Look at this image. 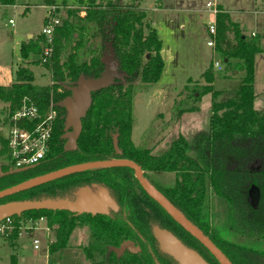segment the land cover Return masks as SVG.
Here are the masks:
<instances>
[{"label": "trees", "instance_id": "1", "mask_svg": "<svg viewBox=\"0 0 264 264\" xmlns=\"http://www.w3.org/2000/svg\"><path fill=\"white\" fill-rule=\"evenodd\" d=\"M75 1L79 6L84 4V8L72 10L71 19L63 20L54 28L50 42L42 32L21 42L19 53L25 64L17 67L15 79L9 86L0 85V100L8 103L7 121L24 98L37 107L39 120L51 110L55 112L48 149L44 158L32 167L9 172L12 162L7 132L0 136V190L68 165L110 158L132 160L144 171H171L175 173L174 183L158 186L159 193L223 248L235 263L244 264L248 252L243 250L257 247L249 242H235L229 235L264 240V109L253 107L254 55L260 51L258 39L253 38L255 35L243 34L242 29L229 20L228 12L220 5L216 6L214 47L226 61L237 59L244 76L234 95L211 104L208 134L200 135L194 144L178 136L163 153L153 154L147 148L134 146L131 132L135 121V93L158 81L164 67L162 41L157 31L148 23L141 25L144 13L139 12L134 3ZM15 2L0 0V8L6 10ZM41 2L46 7H59L58 0ZM82 11L83 15L80 14ZM47 46L51 47V52L45 57ZM114 60L122 77L114 78L107 87L91 93L92 103L81 119V132L73 147L65 149L69 140L63 136L66 110L59 103L70 95L68 87L75 86L80 76L97 78ZM29 65L46 67L51 73V81L43 85L35 83ZM204 75L207 84L192 89L189 94L192 101L198 97L194 96L195 92L198 95L200 91L212 92L214 97L221 94L212 86V70L208 68ZM192 101L184 98L174 102L173 117L191 110ZM37 122L20 121L19 124L31 128ZM114 135L119 154L113 148ZM83 185L92 189L106 187L119 210L107 215H91L38 209L11 216V219L17 226L24 215L34 223L43 218L52 232V241L48 245L50 252L68 247L72 230L86 226L87 244L82 247V252L89 260L88 264H168L158 250L150 228L157 222L160 226H168L167 221L175 222L143 191L129 167L82 170L4 196L0 198V204L70 196ZM251 186L256 187L258 193L255 207L247 199ZM212 201L219 206V211L211 205ZM217 213L223 220L215 226L211 222ZM170 229L175 231L173 226ZM123 240L134 241L139 252L126 251L117 256L108 250L111 246H119Z\"/></svg>", "mask_w": 264, "mask_h": 264}, {"label": "rangeland", "instance_id": "2", "mask_svg": "<svg viewBox=\"0 0 264 264\" xmlns=\"http://www.w3.org/2000/svg\"><path fill=\"white\" fill-rule=\"evenodd\" d=\"M56 16L59 25L70 20L72 10L84 8L75 0H58ZM16 6L0 8V85L9 86L15 79L18 66L24 65L19 53L22 41L35 36L45 24L47 8L41 0H16ZM134 3L139 12H143L141 25L147 23L154 28L162 40L161 54L164 67L155 83L143 87L134 96V125L131 138L134 146L147 148L153 154L163 153L171 141L183 136L194 144L200 135L209 132L211 104L230 98L238 90L244 70L237 65V59L225 60L215 47L207 45L210 39L208 24L210 12L221 4L229 15V20L237 24L243 34L258 39L260 51L254 55L253 89L254 106L264 109V0H123ZM20 3V4H19ZM14 4V5H15ZM209 5V6H208ZM71 11V12H70ZM83 15V11L80 12ZM215 16V15H214ZM9 19L13 20L10 24ZM184 26V29H181ZM144 30H146L144 28ZM147 31V30H146ZM27 33L29 36L27 37ZM214 61L220 63V70L213 67ZM108 65H113V61ZM34 73V82L40 85L51 81L50 71L40 65H29ZM210 68L214 79L212 86L221 92L214 97L212 92H195L194 101L189 98L193 88L207 84L204 72ZM117 73H120L118 68ZM9 84V85H8ZM200 90V89H199ZM192 101V109L183 111L177 117L172 105L182 99ZM8 103L0 100V136L7 132ZM1 162V161H0ZM144 176L156 186H171L175 173L171 171H144ZM215 204V205H214ZM211 205L219 211V206ZM217 211V212H218ZM223 220L217 213L212 224L218 226ZM11 219L10 228L0 233V264H88L82 252L87 244V227L74 228L69 236L68 247L50 252L48 245L52 241V232L45 220L31 222L21 216L15 226ZM16 227V228H15ZM46 227V229H44ZM40 240L39 249L32 248V240ZM229 238L240 243H251L264 249V240L245 239L230 234Z\"/></svg>", "mask_w": 264, "mask_h": 264}, {"label": "water", "instance_id": "3", "mask_svg": "<svg viewBox=\"0 0 264 264\" xmlns=\"http://www.w3.org/2000/svg\"><path fill=\"white\" fill-rule=\"evenodd\" d=\"M117 65V61L114 60L113 65H107L99 77L84 78L83 76H80L75 86L68 87L70 95L65 97L59 103L60 106L64 107L66 110L64 123V129L66 132L63 136L68 137L69 140L64 145L65 149L73 147L74 142L81 132V119L85 116L92 103L91 93L107 87L114 78L122 77V74L116 72ZM113 148L115 153H120L116 143V135L113 136ZM105 166H123L131 168L143 191L174 221L206 247L221 264H232L220 249L216 247L198 227L190 222L184 214H182L174 205L164 198L150 182H148L143 175L141 167L129 159L110 158L68 165L4 188L0 190V198L82 170ZM29 167L10 169L9 172L24 170ZM1 173L0 170V174ZM253 191L254 197L251 195ZM247 199L251 204L254 199L253 206L255 207L257 205L258 193L256 187L251 186L249 188ZM38 209L66 210L75 214L89 213L91 215H107L110 211L117 212L119 210V205L106 187L99 186L96 189H92L91 186L83 185L76 188L72 192L71 197H42L37 199L12 200L2 203L0 204V221L6 217L14 215L20 216L21 213L28 210ZM151 234L157 242L159 250L171 257L176 264H208L194 249L186 246L169 230L160 228L158 225H153L151 227ZM108 250H111L117 256H120L125 251L135 254L139 252V247L136 246L132 240H123L119 246H111Z\"/></svg>", "mask_w": 264, "mask_h": 264}, {"label": "built area", "instance_id": "4", "mask_svg": "<svg viewBox=\"0 0 264 264\" xmlns=\"http://www.w3.org/2000/svg\"><path fill=\"white\" fill-rule=\"evenodd\" d=\"M46 8L48 23L43 26L41 32L48 37V41L50 42L54 28L59 25V18L56 16L58 7L53 5ZM215 10L216 8H213V11L210 13L215 14ZM210 21L211 22L208 24L210 39L207 41V45L214 47L215 22L211 19ZM8 22L13 24L12 19H9ZM50 52L51 47L47 46L44 49L45 57L49 56ZM213 67L217 70L221 68L218 61H214ZM54 116L55 112L51 110L44 118L39 120L40 116L37 107L31 101L24 98L21 102V106L8 117L7 139L9 156L12 162L11 169L34 166L44 158L48 149V139ZM34 120H38V122L31 128L19 124L20 121L30 123ZM41 220H43V218H40L38 221ZM10 225L11 217L2 219L0 221V233L7 231ZM44 229H46V227H44ZM31 243L34 250L39 249L40 240L38 238H34Z\"/></svg>", "mask_w": 264, "mask_h": 264}, {"label": "flooded vegetation", "instance_id": "5", "mask_svg": "<svg viewBox=\"0 0 264 264\" xmlns=\"http://www.w3.org/2000/svg\"><path fill=\"white\" fill-rule=\"evenodd\" d=\"M144 173V170H142ZM144 175V174H143ZM145 177V176H144ZM151 183V182H150ZM154 186V188L156 189L158 186H156L155 184H152ZM163 187V186H162ZM78 188V187H77ZM157 190V189H156ZM158 191V190H157ZM159 192V191H158ZM252 197H254V191L251 193ZM72 193L70 196L71 197ZM252 204H254V199ZM111 212V211H110ZM113 212V211H112ZM171 218V217H170ZM172 219V218H171ZM173 220V219H172ZM162 221V220H161ZM174 221V220H173ZM163 222V221H162ZM170 222L167 221V225L168 226H160V224H152L151 227L153 225H158L160 228H165L167 230H169L174 236H176L180 241H182L186 246L194 249L208 264H221L216 258L215 256L210 253L208 251V249L206 247H204L198 240H196L194 237H192L188 232H183L180 230L179 227H181L176 221ZM175 227V231L171 230L170 227ZM182 228V227H181ZM151 229V228H150ZM183 229V228H182ZM184 230V229H183ZM205 234V233H204ZM211 241L212 243H214V245L216 247H218L220 249V251L227 257V259L232 263V264H238L235 263L232 258L228 255V253L221 248L218 244H216V242L213 241V239L211 237H209L207 234H205ZM153 237V236H152ZM155 240V239H154ZM156 242V241H155ZM236 242V241H235ZM135 243V242H134ZM239 243V242H238ZM136 245V244H135ZM157 245V242H156ZM137 246V245H136ZM158 248V245H157ZM140 250V248H139ZM159 250V248H158ZM160 251V250H159ZM244 252H248L245 254L244 256V264H250V262H256L257 264H264V249L262 248H245L243 250ZM263 251V252H262ZM126 252V251H125ZM128 252V251H127ZM161 252V251H160ZM130 253V252H129ZM164 256V258L167 260L168 264H176V262L169 257L168 255L164 254L163 252H161Z\"/></svg>", "mask_w": 264, "mask_h": 264}, {"label": "crops", "instance_id": "6", "mask_svg": "<svg viewBox=\"0 0 264 264\" xmlns=\"http://www.w3.org/2000/svg\"><path fill=\"white\" fill-rule=\"evenodd\" d=\"M20 4V3H19ZM16 5H18V2L15 4V5H12V6H16ZM216 5H220V6H222L221 4H219V3H216ZM211 14V13H210ZM210 18H211V20H213L214 21V14L212 13L211 15H210ZM180 27H182L181 29H184V26L182 25V26H180ZM252 35H255V33L254 32H252ZM29 36V33H27V37ZM162 41V40H161ZM162 55V54H161ZM235 60V59H234ZM214 76V75H213ZM9 85V84H8ZM253 107H254V109H256L255 108V106H254V102H253ZM257 110V109H256ZM186 115L187 113L186 112H184V113H182L181 115ZM132 137V136H131Z\"/></svg>", "mask_w": 264, "mask_h": 264}]
</instances>
